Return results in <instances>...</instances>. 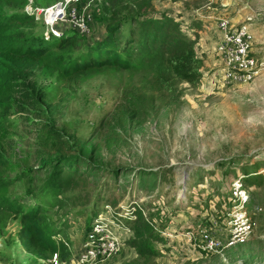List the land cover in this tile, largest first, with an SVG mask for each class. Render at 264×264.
Returning <instances> with one entry per match:
<instances>
[{"label": "rangeland", "instance_id": "1", "mask_svg": "<svg viewBox=\"0 0 264 264\" xmlns=\"http://www.w3.org/2000/svg\"><path fill=\"white\" fill-rule=\"evenodd\" d=\"M60 1L14 0L3 8L8 14L29 17L25 34L43 38V22L25 9H47ZM99 2L80 0L69 8L83 15L86 32L69 15L56 27L63 34H77L81 46L101 38L104 29L94 22ZM152 5L158 14L181 15L176 21L180 32L197 42L199 79L175 83L169 93L136 68L92 71L69 83L62 60L56 53H47L34 70V80L45 91L56 126L69 145H100V121L124 98L136 99L144 113L122 134L120 145L112 150L100 146L98 160L106 168L98 178L74 181L64 188L58 194L63 199L59 207L42 198L48 212L39 223L54 224V232L46 231L55 242L53 252L44 258L27 252L20 214L0 212V264H52L54 254L60 259L61 243L70 250L61 264H77L74 256L94 212H102L106 204L114 209L119 203L137 207L126 225L135 221L137 212L152 223L148 245L155 252L139 255L126 247L112 260L93 264H264V0H152ZM220 20L229 28L245 24L253 34L251 55L261 69L251 82H223L216 53L223 35ZM33 119V115L13 113L0 129V146L12 162L7 177L32 167L42 154L57 148L39 138ZM32 178L33 184L26 180L0 194L27 209L37 202L29 187L41 183V174ZM236 180L249 195L247 208L254 229L243 244L205 251L198 246L204 229L216 236L228 233Z\"/></svg>", "mask_w": 264, "mask_h": 264}, {"label": "trees", "instance_id": "2", "mask_svg": "<svg viewBox=\"0 0 264 264\" xmlns=\"http://www.w3.org/2000/svg\"><path fill=\"white\" fill-rule=\"evenodd\" d=\"M12 1L0 0V129L6 127L10 114L33 115L32 122L40 132L39 138L45 143L49 140L57 148H51L52 153L42 154L32 167L7 177L12 162L0 146V191L26 180L31 185L33 175L41 174V183L29 187V193L37 200L35 205L25 209L19 201H9L0 194V212L20 214L25 250L44 258L56 249V245L46 234L47 230L54 232V224L48 222L42 226L39 223L48 212L41 203L42 198L49 199L51 206L59 207L63 199L58 194L64 188L74 181L98 178L106 168L98 160L100 146L112 150L120 145L122 134L144 112L136 99L124 98L100 121L97 129L100 145L89 148L84 144L80 148L69 145L62 129L56 126L53 106L45 91L34 80V70L42 58L47 53H56L62 60L63 74L69 83H77L80 77L92 71L136 68L168 93L175 83H196L201 75V60L195 52V39L182 34L176 24L181 15L158 14L152 0H100L94 22L103 27L104 35L83 46L82 39L74 32L50 41H44L41 35H26L30 18L8 14L3 8L5 3ZM134 220V224L128 223L134 235L125 240L124 248H134L139 255L154 253L155 248L148 245L152 240V223L140 212ZM60 247V259H68V247L63 243Z\"/></svg>", "mask_w": 264, "mask_h": 264}, {"label": "built area", "instance_id": "3", "mask_svg": "<svg viewBox=\"0 0 264 264\" xmlns=\"http://www.w3.org/2000/svg\"><path fill=\"white\" fill-rule=\"evenodd\" d=\"M80 0H62L47 9H25L26 14L43 22L46 27L44 39L59 38L63 31L57 24L63 23L69 15L70 20L84 33L88 30L83 15L76 14L71 6ZM223 31L222 39L216 53L221 61V77L225 84H243L251 82L261 69L257 60L251 55L254 42L253 34L247 25L242 24L229 28L228 23L220 20ZM261 173H264L261 171ZM232 210L230 226L225 236H216L204 229L200 235L198 246L208 252H217L227 247L243 244L254 229V221L248 210L249 195L240 180L232 184ZM136 204V203H135ZM135 205L119 203L114 209L109 204L104 210L95 215L84 234L80 251L74 256L77 264H93L100 261L112 260L124 249V242L130 236L131 229L126 225V219L135 216ZM258 210V209H257ZM52 264H61V259L54 254Z\"/></svg>", "mask_w": 264, "mask_h": 264}]
</instances>
